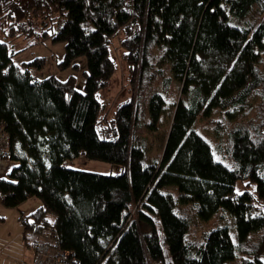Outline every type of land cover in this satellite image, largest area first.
Returning <instances> with one entry per match:
<instances>
[{
	"label": "trees",
	"instance_id": "trees-1",
	"mask_svg": "<svg viewBox=\"0 0 264 264\" xmlns=\"http://www.w3.org/2000/svg\"><path fill=\"white\" fill-rule=\"evenodd\" d=\"M1 19L10 36L40 20L42 37L66 43L62 67L78 55L87 62L77 91L72 76L40 80L42 57L12 63L0 42V125L12 164L0 178V201H40L20 216L30 250L32 236L45 233L78 264H262L246 255L264 241V0H0ZM46 19L57 26L52 33ZM120 33L132 92L101 122L97 92L114 73L109 45ZM168 94L164 147L146 162L133 134L155 126ZM255 99L256 114L245 119ZM213 110L225 133L214 145L197 127ZM82 154L120 171L65 165ZM238 179L255 189L236 194ZM220 208L235 220L237 244L226 226L188 239L192 217L206 220Z\"/></svg>",
	"mask_w": 264,
	"mask_h": 264
},
{
	"label": "rangeland",
	"instance_id": "rangeland-1",
	"mask_svg": "<svg viewBox=\"0 0 264 264\" xmlns=\"http://www.w3.org/2000/svg\"><path fill=\"white\" fill-rule=\"evenodd\" d=\"M0 20V42L7 44L8 52L12 55V63L22 66L23 63L32 61L35 57H42L44 66L38 71V78L40 80L46 79L51 75H54L60 80H66L70 76L74 79L75 89L77 91H83L85 73L87 71V62L84 55H78L74 58L69 65L62 67L59 64L64 58L65 42L52 41L50 36L42 37V26L40 20L38 23L32 20L25 24V29L22 33H18L16 36H10L7 25L1 23ZM47 24V31L52 33L56 29V24L51 25L50 21L45 20ZM46 27V26H44ZM121 33L114 38L110 45V57L115 61L116 67L114 70L109 84L107 87L97 92L98 99L105 105L104 110L101 113V122L112 117L113 111L119 103L124 102L131 96L130 88L131 82L129 79V71L125 62L122 60L123 48L120 44ZM152 56H156L158 49L154 48ZM153 58V62L154 59ZM158 66L160 69L167 71L169 64L166 60L162 59ZM135 85L133 88H135ZM178 83L176 84V86ZM178 88V87H177ZM160 90L156 87L155 91ZM134 91V89H133ZM171 94L164 96V108L161 111L160 117L155 122V126H147L136 128L134 131L135 144L142 147L144 150V157L146 162H155L159 159V155L162 153L163 145L166 139V133L168 131L169 122L172 117V111L174 103ZM181 97H184L182 94ZM257 102L251 103L250 111L245 115V119L252 118L256 114L254 105ZM222 113L217 110H213L211 115L204 117L203 115L198 119L197 127L199 131L206 135L209 142L214 145L218 141H222L225 133L221 132V125L224 124ZM216 128H218L216 130ZM219 135L222 137L219 138ZM217 160V159H216ZM221 162V161H220ZM223 163V162H222ZM65 165L70 168L87 170L90 172H98L101 174H116L120 170L118 164H112L106 161H100L96 159H87L84 155H80L72 160H65ZM235 193H241L244 190L255 189L254 184H248L245 180L238 179L234 185ZM166 190H173L176 196V190L174 186L166 187ZM41 205L40 201L34 197L19 204V207H5L0 201V264H30L34 261V255L36 253L37 245L43 244L51 248V255L54 260L58 255V249L55 241L50 239L45 233L33 235L32 239L36 240L35 251H31L26 246L25 240H23V221L20 219L21 214L29 215L32 211L36 210ZM135 208V207H134ZM135 210V209H133ZM192 216V212L190 211ZM196 215V214H195ZM47 217L50 221L54 219L53 214H48ZM197 217V215H196ZM195 216L191 218V227L188 230V239L192 242L201 241L202 235L211 229L217 228V226H226L232 241L237 244V231L235 229V220L232 215L224 209H218L215 215L206 220H201ZM155 222H157L156 215H153ZM141 230L143 233L148 232V228L145 224L140 222ZM35 252V253H34ZM248 258L256 256L262 264H264V241H262L259 248L255 253L246 255Z\"/></svg>",
	"mask_w": 264,
	"mask_h": 264
},
{
	"label": "built area",
	"instance_id": "built-area-1",
	"mask_svg": "<svg viewBox=\"0 0 264 264\" xmlns=\"http://www.w3.org/2000/svg\"><path fill=\"white\" fill-rule=\"evenodd\" d=\"M30 73L33 74V70L30 69ZM6 132L2 131V127L0 125V178L7 177V173L12 168L11 161L8 159V144ZM57 248V246H55ZM58 249V248H57ZM59 253L54 260L53 255H51V248L42 244L37 245L36 253L34 255V264H78V260L75 259L73 253L68 250H60ZM155 264V263H153Z\"/></svg>",
	"mask_w": 264,
	"mask_h": 264
},
{
	"label": "crops",
	"instance_id": "crops-1",
	"mask_svg": "<svg viewBox=\"0 0 264 264\" xmlns=\"http://www.w3.org/2000/svg\"><path fill=\"white\" fill-rule=\"evenodd\" d=\"M38 75V72L36 73V76ZM19 207V206H18ZM33 238V237H32ZM32 251V250H31ZM35 253V252H34ZM34 258V257H33ZM30 264H33V262L32 263H30Z\"/></svg>",
	"mask_w": 264,
	"mask_h": 264
}]
</instances>
